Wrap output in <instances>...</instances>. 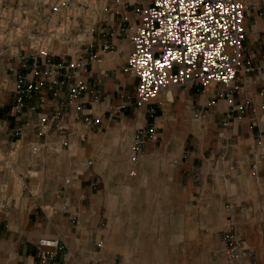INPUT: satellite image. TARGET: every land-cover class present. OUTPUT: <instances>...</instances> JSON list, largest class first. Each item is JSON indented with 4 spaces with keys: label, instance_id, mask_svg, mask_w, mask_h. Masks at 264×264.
I'll return each mask as SVG.
<instances>
[{
    "label": "crops",
    "instance_id": "crops-1",
    "mask_svg": "<svg viewBox=\"0 0 264 264\" xmlns=\"http://www.w3.org/2000/svg\"><path fill=\"white\" fill-rule=\"evenodd\" d=\"M244 28L243 53L251 57V70L241 73L231 88H174L169 96L136 108L138 80L125 71L132 45L124 36L111 37L105 28L95 33L96 58L76 77L86 86L77 99L70 100L67 88L75 68H62L53 89L44 82L52 65L60 64L53 58L40 63L39 93L25 97L16 117L11 114L15 96L0 93L1 147L7 151L20 141L22 154L32 163L33 147L41 148L37 157L50 148L51 159L62 163L51 169L56 182L38 184L36 175L28 173L20 200H3L0 264H135L140 240L149 241L145 254L183 256L186 241L200 248L202 240L213 241L230 223L250 248L262 249V243H254V231L244 225L249 214L239 207L248 206L255 214L264 211V0H253ZM109 42L112 50L103 51ZM18 71L29 73L28 68ZM140 116L143 122H138ZM70 117H78L79 131L73 134L67 125ZM120 123L129 135L108 134ZM151 126L159 129L161 140L147 138L133 165V140ZM229 164L239 167L229 171ZM153 175L161 177L177 210L178 225L171 236L152 227L136 233L137 220L117 213L133 205V199H122V191L129 197L145 192L146 206H152ZM111 207L116 211L107 215L105 209ZM40 239H58L60 246L40 247Z\"/></svg>",
    "mask_w": 264,
    "mask_h": 264
},
{
    "label": "built area",
    "instance_id": "built-area-1",
    "mask_svg": "<svg viewBox=\"0 0 264 264\" xmlns=\"http://www.w3.org/2000/svg\"><path fill=\"white\" fill-rule=\"evenodd\" d=\"M252 5L253 0H0V93L15 96L11 114L16 117L25 107V97L39 93L40 63L53 58L60 64L52 65L44 82L53 89L62 68H75L68 76L74 81L67 88L70 100L77 99L86 86L76 77L96 58L95 33L102 34L105 28H110L111 37L124 36L132 45L125 71L138 80L140 108L174 88L212 84L231 88L241 73L251 70V57L244 55L243 44L245 14ZM130 15L136 19L132 21ZM102 48L110 51L113 43ZM15 64L18 69H13ZM25 68L29 73L20 75L18 70ZM67 125L72 134L79 131L78 117L67 118ZM157 130L156 126L142 129L134 138L133 165L139 162L147 138L160 141ZM19 145L20 141L7 151L0 145V194H6L10 204H16L25 191L14 157ZM39 152L33 147L34 158ZM227 166L229 171L239 167ZM253 176L258 179L257 172ZM18 179L22 181L19 195ZM222 240L228 263L255 260V252L234 227L222 234ZM38 244L59 248L60 241L40 239ZM97 247L102 249L104 244Z\"/></svg>",
    "mask_w": 264,
    "mask_h": 264
},
{
    "label": "rangeland",
    "instance_id": "rangeland-1",
    "mask_svg": "<svg viewBox=\"0 0 264 264\" xmlns=\"http://www.w3.org/2000/svg\"><path fill=\"white\" fill-rule=\"evenodd\" d=\"M117 22H121V16L117 17ZM170 94H168L169 96ZM136 108H140L136 105ZM144 119L142 116L139 117L138 122H143ZM151 126L150 128H152ZM149 128V129H150ZM148 130V129H146ZM159 130V129H158ZM157 130V131H158ZM159 133V132H158ZM163 133V130H160V134ZM108 134L113 135H119L121 137H126L130 134L128 127L126 124H121L119 126L114 127L113 130H109ZM164 134V133H163ZM168 135L174 136L172 132H167ZM166 134V136H167ZM163 136V135H162ZM193 138V136H190V138ZM161 140V136H160ZM47 151L49 153H44L42 156H38L37 158L33 159L32 162H28V156L22 154V145H19V152L14 154V157L16 158L17 162V168L19 173L23 175V184L24 189L26 187V184L28 183V180L25 179V175L30 173L32 175H36L37 177V183H41L42 181L45 183H54L56 182V177L52 174L53 169H60L62 167V163L57 159H51L50 157V148ZM41 153V148H40ZM32 159V158H31ZM52 169V170H51ZM45 173V174H44ZM124 181V179L122 178ZM152 184H153V202L152 206L148 207L146 206V200H147V193L140 192V193H133L131 194V197L129 192L122 191L120 193L122 199H133V205L132 206H124L120 209H117V213L124 217L133 216L136 220V233H140L142 230H144V233L149 230L150 227L153 228L155 231L158 229V231H164L166 233V236H171L176 231L177 222H178V214L177 210H174L173 207H171V203L173 200H170L168 198V193L165 190V188L162 185V180L159 175H153L152 176ZM18 182L20 183L17 195H19L22 191L21 187V180L18 179ZM35 192L38 191L37 188H35ZM6 198V194H0V210L3 208V200ZM20 196L17 197V200H20ZM148 204V203H147ZM246 205V203H245ZM239 210H244L249 214L248 216H244V225L249 228V230L254 231L255 244H263L262 249H251L255 252V260L251 259V262L243 261L241 263L237 264H243V263H249V264H264V211H258L256 214L255 212L250 211V208L247 206L239 207ZM106 214L110 215L111 213L115 212L116 209L111 207L108 209H105ZM251 214V215H250ZM255 221V222H254ZM254 225V227H252ZM230 227H234L236 231L242 235L243 239L244 235L243 233L238 229V227L230 223L226 230L220 231L215 235V239L213 241L204 242L203 240L202 245L200 248H197L195 243L192 241H186L185 243V254L183 256H175V255H169V256H154L150 254H145L146 252H149L148 244L149 241H138V247L140 248L141 254H139L135 259V264H230L228 263L226 256H225V244L222 240V234L230 229ZM254 228V229H252ZM155 234V232L153 233ZM146 242V245L144 243ZM246 242V240H245ZM247 244V242H246ZM248 245V244H247ZM255 247V246H254ZM145 248V249H144ZM170 251V250H169Z\"/></svg>",
    "mask_w": 264,
    "mask_h": 264
}]
</instances>
